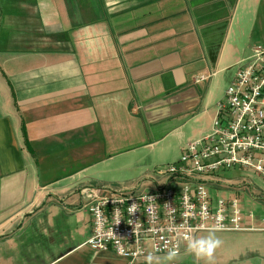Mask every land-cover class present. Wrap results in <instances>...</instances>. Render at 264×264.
<instances>
[{"label":"crops","instance_id":"1","mask_svg":"<svg viewBox=\"0 0 264 264\" xmlns=\"http://www.w3.org/2000/svg\"><path fill=\"white\" fill-rule=\"evenodd\" d=\"M248 13L263 20L264 0H0V264H128L86 246L81 191L112 194L134 145L179 155L209 133L220 79L254 46ZM166 184L152 174L114 189ZM211 184L255 200L242 222L254 231L225 234L220 261L264 264L260 179L233 170Z\"/></svg>","mask_w":264,"mask_h":264},{"label":"built area","instance_id":"2","mask_svg":"<svg viewBox=\"0 0 264 264\" xmlns=\"http://www.w3.org/2000/svg\"><path fill=\"white\" fill-rule=\"evenodd\" d=\"M199 77L196 82L205 81ZM233 170L256 175L264 186V48L253 46L237 63L233 82L217 104L212 128L188 143L180 159L157 168L167 184L155 191L131 190L101 195L95 188L81 192L88 201L93 252H113L128 264L171 249L180 256L187 239L215 229L244 233L243 214L236 200L210 199L206 186ZM173 187V188H169ZM135 205L134 208H131Z\"/></svg>","mask_w":264,"mask_h":264},{"label":"rangeland","instance_id":"3","mask_svg":"<svg viewBox=\"0 0 264 264\" xmlns=\"http://www.w3.org/2000/svg\"><path fill=\"white\" fill-rule=\"evenodd\" d=\"M243 14H241V10H237L233 19V22H237V20L242 17ZM245 20L243 21V26L246 30H248V34L252 32L250 40L251 44L254 46H261L264 48V14H263V20H261L260 16H255L254 14H247L244 16ZM260 28V30H259ZM241 57L239 58L238 62L240 61ZM233 82V81H232ZM228 84V79L225 80V78H221L219 81V88L220 90H223V88L228 89V87L231 85ZM226 92V91H225ZM169 142H165L164 144H161L157 147L153 146L152 149L155 150L154 156L155 158L150 159V153L152 149L150 148V145L146 147V145L138 144L134 145L137 146L135 149L127 154V158L124 161V170L120 173H115L114 176H110L109 180H113V184L110 185L111 191L117 192L114 188H119L123 186L132 185L134 183L139 182L140 180L143 181L144 177L146 175L151 176L154 175V171H156L157 168H161L164 166H167L169 164L176 163L180 157L181 153L178 155V152L173 151L172 149L166 151L164 148L168 146ZM147 170V171H146ZM232 173L231 175H233ZM225 186H236L237 183H222ZM173 188V187H169ZM261 190L264 191V187H260ZM207 193L212 200V202L215 204L218 200H236L240 210L242 211L243 216H247L251 211H249V207L251 204V201L253 200V197L249 190L242 191L240 189L237 190V188H227V187H214V185H207L206 186ZM255 194V192H254ZM261 197V196H260ZM262 198V197H261ZM263 199H259V203L262 202ZM248 212V213H246ZM208 232H201L196 237L199 236H205ZM225 234H231V233H216V235L223 241L222 246L218 248L214 254V264H236L233 259H230L228 257L224 258L222 261H220V258L222 257V250L226 249L228 247L229 241H226V237H231V235H225ZM158 259L159 264H205V261L203 260H196V258L188 254L186 251H183L180 256L176 257L173 261H168L166 256H154ZM243 264H249L246 262H243Z\"/></svg>","mask_w":264,"mask_h":264},{"label":"clouds","instance_id":"4","mask_svg":"<svg viewBox=\"0 0 264 264\" xmlns=\"http://www.w3.org/2000/svg\"><path fill=\"white\" fill-rule=\"evenodd\" d=\"M134 207L135 205L130 209ZM222 243L223 241L216 235V230L211 229L205 236L189 237L185 251L193 255L198 261L203 260L205 264H214V254L222 246ZM177 254L175 249H171L167 252L166 258L168 261H173ZM146 264H159V261L152 254H149L146 257Z\"/></svg>","mask_w":264,"mask_h":264}]
</instances>
